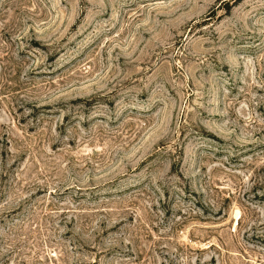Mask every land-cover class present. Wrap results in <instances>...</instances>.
I'll return each mask as SVG.
<instances>
[{
	"label": "rangeland",
	"instance_id": "1",
	"mask_svg": "<svg viewBox=\"0 0 264 264\" xmlns=\"http://www.w3.org/2000/svg\"><path fill=\"white\" fill-rule=\"evenodd\" d=\"M0 0V264H264V0Z\"/></svg>",
	"mask_w": 264,
	"mask_h": 264
},
{
	"label": "trees",
	"instance_id": "2",
	"mask_svg": "<svg viewBox=\"0 0 264 264\" xmlns=\"http://www.w3.org/2000/svg\"><path fill=\"white\" fill-rule=\"evenodd\" d=\"M239 1H241V0H227V3H226L225 5H227V8H229V7H228L229 4H230V5H233V4H235L236 2H239Z\"/></svg>",
	"mask_w": 264,
	"mask_h": 264
}]
</instances>
